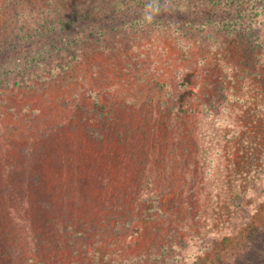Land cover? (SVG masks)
<instances>
[{"label":"rangeland","instance_id":"obj_1","mask_svg":"<svg viewBox=\"0 0 264 264\" xmlns=\"http://www.w3.org/2000/svg\"><path fill=\"white\" fill-rule=\"evenodd\" d=\"M63 1H40L35 18ZM89 2L80 5L97 18L81 24L107 36L53 81L45 127L23 138L25 122L4 118L0 236L21 250L18 263L214 264L226 253L232 264H264V0ZM14 52L1 57L20 62ZM79 131L83 145H69ZM27 147L57 154L62 171L31 184L24 207L4 194Z\"/></svg>","mask_w":264,"mask_h":264},{"label":"trees","instance_id":"obj_2","mask_svg":"<svg viewBox=\"0 0 264 264\" xmlns=\"http://www.w3.org/2000/svg\"><path fill=\"white\" fill-rule=\"evenodd\" d=\"M40 1L44 0H0V114L3 121L4 118H9V114H11L15 119L18 118L17 121L23 120L25 122V127L22 126L25 130H19V135L23 138H28L33 128L45 127V98L48 97L50 88H57V84L54 85L53 81L59 83L63 75L76 71L77 61L83 58L80 53H83L85 49L90 52L97 44V39L107 36L103 31L93 30L95 26L81 24L84 22L83 20H87V16H89V21H94L97 18L92 11H83L82 7L84 6L80 5L81 1L95 2V0H79L77 8L74 6L75 0H68L66 3L63 1L62 4H64L61 9L51 12L43 18H35L36 10H38L35 5ZM28 5H31L30 9L27 8ZM123 9H126V5L123 6ZM201 10L207 11V4L200 5L196 13ZM25 11H27L26 20L23 17ZM217 11H221V9ZM98 17H103V14ZM125 17L126 15L121 12L118 20L122 19L126 23ZM133 21L135 30L143 29V23L132 19V23ZM26 27L27 29H25ZM11 50L21 56L20 62L14 61L16 59L12 55L4 59L1 57V54H9ZM26 51H28V55L23 57L22 55ZM1 59L6 62L4 65L1 64ZM8 59L13 61H7ZM18 63L23 66L16 67L21 69L16 72L12 68L15 64L20 65ZM11 73L15 75L11 76ZM192 78L193 74L188 73L183 80L184 90L177 96L179 109L184 107L185 101L190 96L191 92L188 87L192 84ZM75 81L76 79L71 80V84L69 82L68 85L73 88ZM22 89L25 90L23 93ZM33 95L39 97L40 101L44 103L42 108L34 109L31 107L33 105L30 98ZM23 100H25L24 103ZM12 105L13 107H11ZM28 113H31L30 118L28 117L29 120L26 119ZM2 120L0 118V133L5 130L6 126V122ZM77 128L80 130L79 127ZM36 129L33 131L35 132ZM83 132L69 134L71 135L67 139L70 142L69 145L77 146L79 144V147L83 145L81 142L78 143L79 138L84 135ZM23 151L24 154H20L13 166L6 172L7 177L11 178L12 189L5 191L4 195L7 198L12 196L16 202L20 201L25 207L30 203L25 199L30 195L29 192L33 193L31 184L42 186L47 181L46 177L57 171L61 173L62 168L59 166L58 155L52 151L40 155L39 152H36V156L39 155L40 159L34 157V153L28 147ZM1 174L5 177V171ZM43 201L45 205H48L46 196ZM59 233L58 229L52 233L53 236L55 235L54 242H58L56 235ZM230 239V237L226 238L227 241ZM230 242L232 241L230 240ZM248 247L249 243L246 251ZM17 250L14 253L13 247L11 248L7 244V239L0 236V264H19L17 258L20 257L21 250L19 248ZM33 250L37 253L40 251L37 247H34ZM216 252H220V250H216ZM213 260L214 264H229L231 261H238L236 256L233 258L235 261H229L226 253L217 255ZM28 264L42 263L30 257Z\"/></svg>","mask_w":264,"mask_h":264}]
</instances>
